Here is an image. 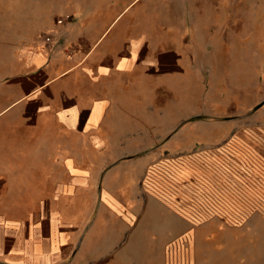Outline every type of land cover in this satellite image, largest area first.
<instances>
[{
  "label": "rangeland",
  "instance_id": "1",
  "mask_svg": "<svg viewBox=\"0 0 264 264\" xmlns=\"http://www.w3.org/2000/svg\"><path fill=\"white\" fill-rule=\"evenodd\" d=\"M117 1L0 0L1 75L34 37L49 54L65 43L54 13L67 22ZM128 11L176 60L158 88L146 84L143 115L118 119L127 132L106 133L98 155L113 163L93 166V188H117L104 199L128 201L142 228L128 263L264 264V0H137Z\"/></svg>",
  "mask_w": 264,
  "mask_h": 264
},
{
  "label": "crops",
  "instance_id": "2",
  "mask_svg": "<svg viewBox=\"0 0 264 264\" xmlns=\"http://www.w3.org/2000/svg\"><path fill=\"white\" fill-rule=\"evenodd\" d=\"M136 1L76 9L67 22L54 13L65 43L49 54L35 30L0 73V264L137 261L133 208L91 182L93 166L113 163L98 155L113 140L106 133L127 132L118 119L142 116L146 84L154 91L161 68L176 63L139 29L128 11ZM157 212L145 210L149 220Z\"/></svg>",
  "mask_w": 264,
  "mask_h": 264
}]
</instances>
